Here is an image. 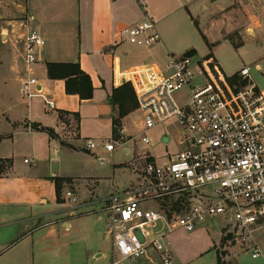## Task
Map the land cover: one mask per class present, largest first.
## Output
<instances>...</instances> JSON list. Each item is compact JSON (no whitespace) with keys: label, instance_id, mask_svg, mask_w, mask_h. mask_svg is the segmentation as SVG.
Segmentation results:
<instances>
[{"label":"crops","instance_id":"1","mask_svg":"<svg viewBox=\"0 0 264 264\" xmlns=\"http://www.w3.org/2000/svg\"><path fill=\"white\" fill-rule=\"evenodd\" d=\"M262 6L264 4L254 6L255 10L261 12V17ZM251 8L246 0H0V159L12 160L11 164L0 162L4 166L0 172V264L11 263L7 261L8 258L1 260L11 250V256L28 250L29 257H38V246L45 248L51 238L55 239L59 224L69 229V221L74 217L96 216L105 222L106 230L105 214L100 208L104 199L118 190L113 187L102 192L101 177L95 174L99 170L98 162L105 163V154L115 149L108 151L103 147L102 137H89L91 135L86 124L88 121L99 124L107 120L112 132L109 138L113 137V119L118 116V106L112 104V93L120 86L114 83L115 64L118 63L124 70L147 61L163 64L169 54L195 49L191 47L177 52L172 47L171 38L182 37L180 29L199 30L194 20L200 24L199 17L203 15L211 20L212 25L219 26L217 39L207 37L212 44L207 54H213V59L222 70L232 68L219 53V47L224 42H232L228 35L236 24L237 13H242L243 21L248 24L253 16L257 18L251 15ZM181 10L184 11L183 16L178 18ZM28 15L30 19H27ZM146 16L156 21L161 37L159 43L137 47L118 42V34L123 26L139 22ZM15 17L27 20L18 31L10 27ZM28 26L39 29L46 40L41 60L33 66V76L37 78L43 95L54 100L56 110L46 109L45 101L40 96L13 97L20 91L22 80L28 76L27 70L22 71L25 67L21 59V37ZM246 30L254 32L250 26ZM242 40V45L236 47L240 50L245 46ZM3 41L10 47L7 54L2 52ZM130 53L134 54V61L129 63L126 57ZM243 56L241 68L243 62L249 61L245 60L246 54ZM73 61H78L91 76L94 85L92 98L80 99L78 94H68L64 79L49 78L47 62ZM241 68L234 70L233 74ZM256 68L260 69V65L256 64ZM61 111L79 114V121L76 119L79 137L76 140L61 142L47 131L35 128L38 124L56 129L61 121ZM133 114L134 122L141 126L143 124L139 109L128 113L121 119L120 126L125 136L131 135L127 133L129 118ZM165 135L171 136L165 133L162 138ZM88 138L98 144L87 148ZM124 150L130 152L131 148L125 146ZM121 165L114 163L113 171L120 170ZM55 177L64 178L60 188L62 198L68 190H72L78 201L82 202L75 212L69 203L66 207V203L57 201ZM178 231L185 230H177L165 238V245L171 252V264H189V256L183 259L180 248L173 244L172 236ZM258 235L256 239L263 254L253 264H264V231ZM220 242L214 243L216 254H213L210 262L207 260V264H217ZM208 251L205 245H201L194 253L197 254L195 260L204 259ZM97 252H94L96 257L102 255ZM236 263L240 264L238 261ZM134 264L161 262L143 258Z\"/></svg>","mask_w":264,"mask_h":264},{"label":"built area","instance_id":"2","mask_svg":"<svg viewBox=\"0 0 264 264\" xmlns=\"http://www.w3.org/2000/svg\"><path fill=\"white\" fill-rule=\"evenodd\" d=\"M160 41L156 21L149 16L123 26L118 34L119 43L133 46L150 47ZM22 43V64L28 72L21 83L23 96H40L46 109L56 110L33 76L46 44L44 36L28 26ZM201 60L184 52L169 54L163 64L147 61L125 70L115 64L114 83H130L135 92L142 113L141 140L150 143V129L174 122L181 149L161 161L147 152L143 167L134 169V188L104 199L101 211L105 238L112 243L111 264H134L143 258L171 264L167 235L180 229L193 232L216 220L226 242H235L231 248L239 247L236 257L248 253L259 259L263 254L256 236L264 231V90H257L255 83L232 84V75L215 60L207 59L213 68ZM250 71L245 65L239 75L251 79ZM60 120L55 139L76 140L79 136L72 133L76 118L64 114ZM113 127L119 135L101 142L108 151L134 138L125 136L119 125ZM171 139L162 138L164 143ZM96 144L86 139L87 148ZM64 198L73 212L82 205L72 190Z\"/></svg>","mask_w":264,"mask_h":264},{"label":"rangeland","instance_id":"3","mask_svg":"<svg viewBox=\"0 0 264 264\" xmlns=\"http://www.w3.org/2000/svg\"><path fill=\"white\" fill-rule=\"evenodd\" d=\"M246 1L248 5L252 6L251 15H255L259 19L256 17L254 18L253 16L254 19L252 18L250 24H248L243 21L241 17L242 13H237L235 20L236 24L228 35V37H230V39L237 44L242 43V39H244L245 46L243 50L236 48L233 42L227 41L219 47V53L232 67L225 68V70H223L226 75H231L234 70L241 68L242 61L244 59L243 54H246L245 60L249 61L246 63L243 62V66L250 65L251 79L250 77L244 78L239 75V72H237L238 76L247 80L245 85L242 87L255 83L257 85V90H264V6H262L263 10H261L263 15L262 17L260 15L261 12L259 10H255L254 7L255 5L264 4V0ZM183 12L184 11L182 10L180 13L177 12L179 13L177 17L179 18L180 16H183ZM14 19L10 27L13 31H18V29L25 25L26 18L15 17ZM199 19V27L202 33H204L209 39H217L216 37H218L219 34V26L212 25L211 20L203 17V15H200ZM182 20L184 19L182 18ZM249 26L254 28V32L249 33L246 30ZM180 32L182 37L171 38V44L172 47L175 48V51L179 52L183 49L195 47L197 50L195 54H197V58L202 59V64L205 62L209 63V61L205 59V55L208 53L209 47L201 32L197 28L192 30L180 29ZM21 42H23V37H21ZM2 43V52L3 54H7L10 47L7 46L8 43L6 41H3ZM126 59L129 63L134 61V54L130 53L127 55ZM256 64L260 65V69L256 68ZM209 67L213 68V64L209 63ZM23 70H26V68L22 69V71ZM13 97L20 99L25 98L21 92V86L20 91L15 93ZM117 114V117H119V110L117 111ZM136 117L138 116L136 115ZM129 123L130 125L127 134L133 135V140L126 143L124 146L121 144L117 145L116 149L112 153H106L105 156L107 157V160L105 163L102 164L98 162L97 166L99 170L95 175L101 177L102 192H106L109 189L112 190L113 187L118 190V192L115 193H122L126 190L133 189V181L137 178L134 169L143 167L145 163L143 157L147 152H150L161 161L167 154H173L181 149V146L177 141L178 126L176 123L171 122L150 129L147 134L150 137L151 142L148 144L144 143L140 138L139 132L141 131L142 126L134 122V114L129 118ZM77 125L78 123L74 120L72 133L73 135L77 133L76 136L78 135ZM86 126L89 129V135H91L89 137H102L103 141L111 139L109 137L112 132H110V124L107 120H102L99 124L88 121ZM165 133H170L172 136L169 143H164L162 140V134ZM64 141L69 142L67 139H64ZM125 146L131 148L130 152H126L124 150ZM114 163L122 164L120 166L121 169H116L114 172ZM60 203H66L65 206H68V202L64 196L62 198V202ZM103 208L104 207L100 209L102 210ZM69 222V229L65 228L61 224L58 225L56 228V234L54 235L55 239L51 238L48 242L49 244H47L45 248L43 246H38L36 250L38 251V257L34 259L29 257L28 250H24L18 256H11V250L4 254L1 257V260H6V258H8L7 261H11L10 264H47V262L51 264H111L112 243L109 239H105L104 237L105 222L92 215L74 217L71 218ZM220 224L221 222L216 220L211 223L201 225L193 232L178 231L172 236L173 244L174 246H178V248H180V253L183 259L189 256V264H207V260L210 262L213 254H216V249L213 248L214 243L216 242L219 244L221 238L224 237L221 232ZM159 227L160 225L156 229H159ZM258 236L259 235L257 234V238ZM234 243L235 242L230 245L228 242L223 243L221 240L220 247L217 248V251L219 250L223 252L225 250L227 252L223 255L224 260L230 264H237V261L240 263L250 261V263L253 264L259 260L253 259L248 253L242 254L241 257L237 259L236 256L238 255L240 249L238 246L231 248ZM201 245H205V247H207L210 251L207 252L208 254L205 253L207 255L204 259L195 260L197 254L194 253H196L197 249ZM225 245H228L229 247L226 249ZM28 249L30 248L28 247ZM94 252H97V254L102 253V255L96 257Z\"/></svg>","mask_w":264,"mask_h":264},{"label":"trees","instance_id":"4","mask_svg":"<svg viewBox=\"0 0 264 264\" xmlns=\"http://www.w3.org/2000/svg\"><path fill=\"white\" fill-rule=\"evenodd\" d=\"M194 20V19H193ZM195 25L199 28V24L197 20H194ZM199 31L203 35V38L205 39L208 47L212 49V44L209 42L207 36L202 33V31L199 28ZM230 38V37H229ZM233 42V41H232ZM233 44L236 47H239L242 45V43H234ZM191 54H195L196 50L191 49L186 51ZM205 59H213V54L210 52L205 56ZM47 70H48V76L52 79H64L65 80V89L68 94H78L80 99H89L93 97L94 94V85L91 79V76L85 72L80 63L78 61L73 62H47ZM230 82L232 84H237L239 87L245 85L247 82L246 79H242L240 76H238L237 73L233 74ZM112 104L118 106L119 110V117H115L113 119V125H119L121 126V119L126 116L128 113L136 110L138 108V102L135 95V92L131 86L130 83H123L119 87L115 88L112 93ZM64 114H72L78 121H79V114L73 113L69 111H61L60 116L61 118L64 116ZM35 128L45 130L47 131L51 137H57L55 133V129H52L50 127H44L39 126L38 124L35 125ZM119 135L117 129L113 127V136L117 137ZM64 142V141H61ZM8 162V164H11V159H0V162ZM4 168V166L0 163V172ZM56 184V190H57V201L62 202L61 197V183L64 181V178L61 177H55L53 178ZM227 240L226 237H222V242L225 243ZM227 252L224 250L217 251V264H230L226 260H224L223 255Z\"/></svg>","mask_w":264,"mask_h":264},{"label":"water","instance_id":"5","mask_svg":"<svg viewBox=\"0 0 264 264\" xmlns=\"http://www.w3.org/2000/svg\"><path fill=\"white\" fill-rule=\"evenodd\" d=\"M168 139H169V136H168V135H165V136L163 137V140H164L165 142H167Z\"/></svg>","mask_w":264,"mask_h":264}]
</instances>
